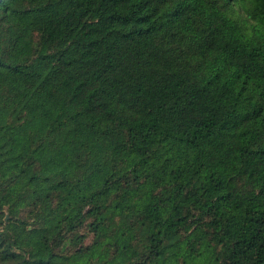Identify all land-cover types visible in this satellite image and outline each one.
I'll list each match as a JSON object with an SVG mask.
<instances>
[{
	"label": "trees",
	"instance_id": "obj_1",
	"mask_svg": "<svg viewBox=\"0 0 264 264\" xmlns=\"http://www.w3.org/2000/svg\"><path fill=\"white\" fill-rule=\"evenodd\" d=\"M0 264H264V0H0Z\"/></svg>",
	"mask_w": 264,
	"mask_h": 264
},
{
	"label": "rangeland",
	"instance_id": "obj_2",
	"mask_svg": "<svg viewBox=\"0 0 264 264\" xmlns=\"http://www.w3.org/2000/svg\"><path fill=\"white\" fill-rule=\"evenodd\" d=\"M195 226L190 227V231H194Z\"/></svg>",
	"mask_w": 264,
	"mask_h": 264
}]
</instances>
